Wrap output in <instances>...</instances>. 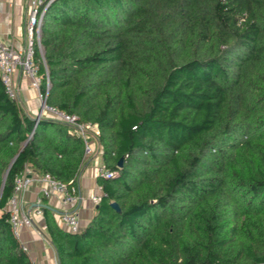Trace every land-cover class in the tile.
<instances>
[{
    "label": "trees",
    "instance_id": "obj_1",
    "mask_svg": "<svg viewBox=\"0 0 264 264\" xmlns=\"http://www.w3.org/2000/svg\"><path fill=\"white\" fill-rule=\"evenodd\" d=\"M40 44L39 92L97 128L112 173L79 233L42 209L59 264H264V0H54ZM36 121L0 79V264H31L16 177L76 186L87 163L70 126Z\"/></svg>",
    "mask_w": 264,
    "mask_h": 264
},
{
    "label": "built area",
    "instance_id": "obj_2",
    "mask_svg": "<svg viewBox=\"0 0 264 264\" xmlns=\"http://www.w3.org/2000/svg\"><path fill=\"white\" fill-rule=\"evenodd\" d=\"M53 1L54 0H30L29 16L26 27L28 42L23 51H17L12 46L5 45L0 41V79L4 88V93L9 99L18 102L14 75L18 69H22L30 78L31 86L38 92L41 114L47 113L52 119L70 126L72 128L70 130L71 134L80 137L84 141L85 156L91 155L93 152L91 141L96 139L99 135L97 128L95 126L79 123L76 116L65 114L54 107L48 106L46 104L47 93L43 96L39 92L41 81L37 76V68L33 62L34 48L35 45H37L42 53L40 36L43 16ZM41 116L42 115L37 116V121L34 127L38 125L42 118ZM97 175L104 178L112 177V173L106 171L104 168H100ZM33 182L41 184L40 196L37 202L38 206L36 205V208L33 210V215L35 216L43 215L42 208L39 207V205L44 204V201L52 195H56L63 206H75L80 200L76 186H69L52 178L48 174L35 176L25 170L21 175L16 177L12 194L6 206V213L8 215L7 221L11 227L14 238L19 243L21 231L25 228H31L34 225L32 214L27 209V205L23 200V194ZM98 190L101 192V195L92 197V202L96 205L99 203L100 198L103 195L100 186ZM58 225L63 231L71 234L79 233L81 230L80 218L75 212L67 211L60 214L58 217ZM20 246L22 251L27 253V248L21 243Z\"/></svg>",
    "mask_w": 264,
    "mask_h": 264
},
{
    "label": "crops",
    "instance_id": "obj_3",
    "mask_svg": "<svg viewBox=\"0 0 264 264\" xmlns=\"http://www.w3.org/2000/svg\"><path fill=\"white\" fill-rule=\"evenodd\" d=\"M29 5L30 0H0V41L5 45L12 46L17 51H23L27 46L26 27ZM14 83L21 110L30 117L35 112L42 115L38 92L31 86L30 78L22 69L16 71ZM41 117L51 118L49 114L47 117ZM91 147L93 155L87 160L76 180V187L80 196L79 202L75 206H63L56 195H52L44 201L43 205H46L51 211L57 224L60 214L67 211L75 212L80 218L82 229L94 215L97 205L92 202V197L101 195L98 190L97 172L103 168V163L96 139L91 141ZM40 189L41 184L33 182L23 194V200L32 214L34 225L21 231L20 243L27 248L31 264H59L56 251L48 240L44 216L33 215V210L36 208L40 196Z\"/></svg>",
    "mask_w": 264,
    "mask_h": 264
},
{
    "label": "water",
    "instance_id": "obj_4",
    "mask_svg": "<svg viewBox=\"0 0 264 264\" xmlns=\"http://www.w3.org/2000/svg\"><path fill=\"white\" fill-rule=\"evenodd\" d=\"M121 164H122V159L119 160V163H118L119 167H121ZM37 206H38V205H37ZM39 207H41L42 209H48V207H47L46 205H43V204H42V205H39ZM111 207H112L115 211L119 212V207H118L117 204L112 203V204H111Z\"/></svg>",
    "mask_w": 264,
    "mask_h": 264
},
{
    "label": "rangeland",
    "instance_id": "obj_5",
    "mask_svg": "<svg viewBox=\"0 0 264 264\" xmlns=\"http://www.w3.org/2000/svg\"><path fill=\"white\" fill-rule=\"evenodd\" d=\"M39 105H40V103H39ZM37 115H38V112H35V113L32 114V117L35 118ZM42 116L47 117L48 114L47 113H42ZM92 155H93V153H91V155H86V160H88L90 157H92Z\"/></svg>",
    "mask_w": 264,
    "mask_h": 264
}]
</instances>
